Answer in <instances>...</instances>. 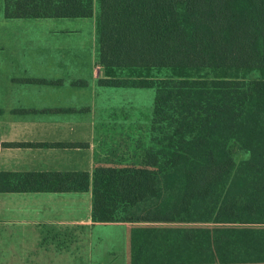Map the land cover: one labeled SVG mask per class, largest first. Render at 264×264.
I'll return each mask as SVG.
<instances>
[{
	"label": "trees",
	"instance_id": "16d2710c",
	"mask_svg": "<svg viewBox=\"0 0 264 264\" xmlns=\"http://www.w3.org/2000/svg\"><path fill=\"white\" fill-rule=\"evenodd\" d=\"M2 14L94 22L95 143L101 115L125 144L104 171L95 156L91 183L52 175L58 190L91 186L94 220L131 225L142 264H264V0H4ZM33 176L0 174V192ZM109 178L130 190L123 210Z\"/></svg>",
	"mask_w": 264,
	"mask_h": 264
},
{
	"label": "crops",
	"instance_id": "0c3cea01",
	"mask_svg": "<svg viewBox=\"0 0 264 264\" xmlns=\"http://www.w3.org/2000/svg\"><path fill=\"white\" fill-rule=\"evenodd\" d=\"M79 19L87 31L73 29ZM94 43L92 18L1 12L0 174L45 176H33L34 189L0 192V264L128 263L132 226L95 221L92 187L60 191L52 178L88 173L91 183L100 162L95 85L104 72ZM109 121L99 115V134Z\"/></svg>",
	"mask_w": 264,
	"mask_h": 264
},
{
	"label": "rangeland",
	"instance_id": "374dc122",
	"mask_svg": "<svg viewBox=\"0 0 264 264\" xmlns=\"http://www.w3.org/2000/svg\"><path fill=\"white\" fill-rule=\"evenodd\" d=\"M1 12H2V8L0 7V16H1ZM88 20L87 19H82V20L79 19L77 21H73L74 22L73 23V29L87 31L88 29L86 27L90 22ZM88 28H90V24L88 25ZM105 98H107V97H103V100H106ZM142 98H144V96ZM99 109L103 110L104 106L101 105V107ZM113 128L114 127H112L110 130L107 131V129L103 125V126H101V129H100V140H99L100 148L99 149L102 148V150H100V155H98V156H100L99 157V160H100L99 163L103 165V168H102L103 171H104L105 167H113V166H116L119 164V160L121 159L122 153L120 151H118V148H119L120 144H123V145L125 144V142L123 143V141H121L120 144H116V146H113L112 145L113 139H109V140L107 139V137L110 136L112 134V132H113L112 137L119 135L121 129L118 130V127H116V128H114V131H113ZM118 141L119 140H117V142ZM123 145H122V147H123ZM235 151L239 154H243V152L239 148H237ZM117 170H119L120 172L123 171L120 168ZM122 180L123 179H121V181ZM109 182L111 184V186H110L111 192H113L117 195V197H116L117 199L112 198L111 204L107 203V205L111 206L112 209L113 208H119L120 210H123L125 208L126 203L128 202V200L130 198V193H128V192H130V190L125 192V194H123V195L122 194L118 195V192H122L123 186H115L116 179H113V178H109ZM125 183L126 182H124V184ZM98 184H99V181H96V183H94V185H92L93 189L95 188L96 190L99 191V189H97V187H96ZM97 202L99 204V208H101V201L99 200V197L97 198ZM133 234H134V232H133ZM138 236H139L138 233L133 235V237H131V235L129 234V241H130V239L133 240L132 242L130 241V243H129V247H130L129 250L131 252V259L129 262L130 264L145 263L144 259L139 258L137 256V238H138ZM47 237H49V236H47Z\"/></svg>",
	"mask_w": 264,
	"mask_h": 264
}]
</instances>
